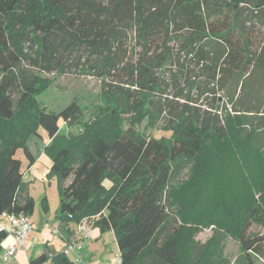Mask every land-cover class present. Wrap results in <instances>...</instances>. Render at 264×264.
I'll return each instance as SVG.
<instances>
[{"label": "trees", "instance_id": "16d2710c", "mask_svg": "<svg viewBox=\"0 0 264 264\" xmlns=\"http://www.w3.org/2000/svg\"><path fill=\"white\" fill-rule=\"evenodd\" d=\"M67 73L98 79L118 109L90 123L74 100L40 109L48 75ZM119 112L162 118L170 135L122 129ZM61 124L84 129L66 138ZM41 150L67 243L69 222L96 217L118 264H230L213 238L193 240L209 226L238 243L237 264L264 257L249 231L264 225V0H0V216H31L23 180ZM53 261L70 264L64 252Z\"/></svg>", "mask_w": 264, "mask_h": 264}, {"label": "rangeland", "instance_id": "374dc122", "mask_svg": "<svg viewBox=\"0 0 264 264\" xmlns=\"http://www.w3.org/2000/svg\"><path fill=\"white\" fill-rule=\"evenodd\" d=\"M260 31L263 32V29L260 28ZM47 80L48 83L45 88L35 96V102L39 108L46 112H58L74 100L82 109L85 121L90 123L97 118L100 108L104 105L118 109V103L114 98L109 100L101 95V83L94 77L67 73L64 75H48ZM202 101L200 100L198 105L203 104ZM221 101L220 106H218L220 112L225 104ZM143 116L119 112L117 122L122 129L130 126L137 135L144 138L169 137L170 133L165 131L166 123L162 118L153 123L150 116ZM83 129L82 125L69 126L61 124L60 134L63 135L62 137L69 138L80 135ZM40 132L42 133L41 130ZM37 140V138L32 137L29 142L31 150L35 154L38 152ZM41 144L43 148L45 145L43 142ZM15 157L22 161L24 169L26 161L22 151L18 150ZM50 164V157L41 150L35 164L25 172L24 187L33 201V212L29 217L31 230L23 241V247L17 251L11 260L4 263L0 255V264H30L31 259L42 252L49 255V260L43 264H56L53 261V256L62 253L69 246V242L72 241L74 242L72 244L75 245L74 248L65 254L70 264H117L118 249L114 233L112 230L102 231L100 226L93 224L98 220L96 217L87 219L89 226L92 227L90 239L75 238L68 243L61 239L59 222L56 219L59 208L60 180L58 176L52 173L48 174ZM214 168L218 169L217 166H214ZM186 173L187 171L182 173L179 181H189V175ZM256 197L258 196L256 195ZM44 199L46 201H43ZM44 206H46V210H44ZM0 222L7 225L5 218L2 216H0ZM68 226L71 231H75L76 224L74 222H69ZM53 231H56V234ZM249 231L252 234L264 237V225L253 224ZM212 238L216 243L215 247H217L215 253L227 259L230 264H237L235 259L241 254V251L238 243L230 235L209 226L201 227L193 236V240L199 246L207 244ZM34 243L37 244L34 246ZM262 243L264 245V241ZM8 244H13L9 236L0 243V247L3 248ZM253 261V264H264V257H253Z\"/></svg>", "mask_w": 264, "mask_h": 264}, {"label": "built area", "instance_id": "2783aa9c", "mask_svg": "<svg viewBox=\"0 0 264 264\" xmlns=\"http://www.w3.org/2000/svg\"><path fill=\"white\" fill-rule=\"evenodd\" d=\"M5 218L7 225H4L0 222V231H5L7 236L11 237L13 244H8L1 250V260L2 262H8L11 260L18 250L22 248L23 240L25 236L31 230V223L29 218L24 215H2ZM89 222L87 220L81 221L76 225V229L73 232L72 240L75 238H81V240H87L91 238L92 235V227L89 226ZM56 234V231H53ZM73 241L70 242L67 248L64 249V254L69 252L74 248ZM79 248V245H78ZM119 263V259L117 256V264Z\"/></svg>", "mask_w": 264, "mask_h": 264}, {"label": "crops", "instance_id": "0c3cea01", "mask_svg": "<svg viewBox=\"0 0 264 264\" xmlns=\"http://www.w3.org/2000/svg\"><path fill=\"white\" fill-rule=\"evenodd\" d=\"M36 160H37V159H36ZM26 237H27V235L25 236V238H26ZM25 238H24V240H25ZM71 238H72V237H71ZM71 238H70V240H71ZM61 239H62L63 241H65V240H64V237H62ZM24 240H23V241H24ZM28 243H29V241H28ZM36 244H37V243H34V246H35ZM27 245H28V244H27ZM22 247H23V244H22Z\"/></svg>", "mask_w": 264, "mask_h": 264}]
</instances>
